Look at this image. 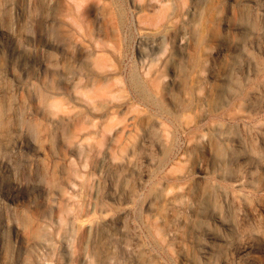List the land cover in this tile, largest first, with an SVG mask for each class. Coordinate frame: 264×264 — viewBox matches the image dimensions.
Returning <instances> with one entry per match:
<instances>
[{
	"label": "rangeland",
	"instance_id": "1",
	"mask_svg": "<svg viewBox=\"0 0 264 264\" xmlns=\"http://www.w3.org/2000/svg\"><path fill=\"white\" fill-rule=\"evenodd\" d=\"M0 264H264V0H0Z\"/></svg>",
	"mask_w": 264,
	"mask_h": 264
}]
</instances>
